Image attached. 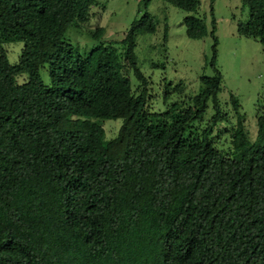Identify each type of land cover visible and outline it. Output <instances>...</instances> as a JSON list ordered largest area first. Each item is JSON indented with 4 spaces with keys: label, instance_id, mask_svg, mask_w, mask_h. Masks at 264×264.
I'll use <instances>...</instances> for the list:
<instances>
[{
    "label": "trees",
    "instance_id": "obj_1",
    "mask_svg": "<svg viewBox=\"0 0 264 264\" xmlns=\"http://www.w3.org/2000/svg\"><path fill=\"white\" fill-rule=\"evenodd\" d=\"M166 1L190 13V38L208 35L202 0ZM242 1L240 34L264 45V0ZM99 5L0 0V264H264V99L253 140L233 96L232 146L220 148L216 127L232 121L216 36L199 93L167 83V107L153 109L136 49L158 31L155 16L119 41L102 40L99 25L85 56L69 29ZM118 119L109 136L105 122Z\"/></svg>",
    "mask_w": 264,
    "mask_h": 264
},
{
    "label": "rangeland",
    "instance_id": "obj_2",
    "mask_svg": "<svg viewBox=\"0 0 264 264\" xmlns=\"http://www.w3.org/2000/svg\"><path fill=\"white\" fill-rule=\"evenodd\" d=\"M94 6L96 15L84 27L72 25L68 37L83 55H88L97 43L92 35L99 25L105 28L102 40H122L132 25L147 11L158 23V31L141 33L136 49L139 65L150 80L151 107L164 109L163 92L167 83L182 84L187 95H195L201 89L202 74L213 75L215 69L210 61L215 55L218 68L224 75L223 89L219 95L224 113L231 121L221 122L215 130L220 148L232 146V127L237 122L233 96L238 100L244 114L246 129L251 139H256L259 125L257 108L264 99V45L253 37L240 34L239 24L248 19L249 12L242 0H202L197 15L205 18L209 33L202 39L188 36L185 19L190 13L166 0H99ZM217 28L214 31L213 20ZM215 32V35L213 34ZM216 36V38H215ZM23 48V43H17ZM20 51L10 53L13 63L19 60ZM17 53V54H16ZM134 88L140 91L141 82L127 67ZM213 103L206 115L207 123L215 114ZM120 123V124H119ZM122 119L105 122L109 136L117 134ZM207 125V124H205Z\"/></svg>",
    "mask_w": 264,
    "mask_h": 264
}]
</instances>
